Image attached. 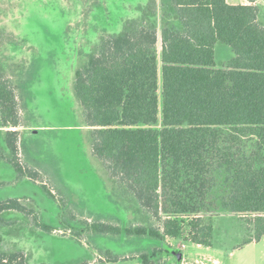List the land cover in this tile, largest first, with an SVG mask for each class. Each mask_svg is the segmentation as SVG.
Segmentation results:
<instances>
[{
	"label": "trees",
	"instance_id": "obj_1",
	"mask_svg": "<svg viewBox=\"0 0 264 264\" xmlns=\"http://www.w3.org/2000/svg\"><path fill=\"white\" fill-rule=\"evenodd\" d=\"M137 10V19L86 56L75 71L73 93L91 128V152L103 165L110 199L134 201L159 226L80 224L95 236L159 241L183 237L186 229L189 242L210 247L213 219L226 213L249 218L253 237L245 244L258 242L264 236V27L258 7L226 0H166L158 6L148 0ZM217 43L234 57L218 64ZM12 77L0 67L6 145L0 160L17 180L37 182V173L18 160L19 132L12 129L21 126L20 105ZM41 188L56 202L46 185ZM26 201H0V228L12 224L3 214L15 212L51 233ZM156 254H140L137 264H156ZM104 255L107 263L118 261ZM0 264L27 262L19 250H0Z\"/></svg>",
	"mask_w": 264,
	"mask_h": 264
},
{
	"label": "rangeland",
	"instance_id": "obj_2",
	"mask_svg": "<svg viewBox=\"0 0 264 264\" xmlns=\"http://www.w3.org/2000/svg\"><path fill=\"white\" fill-rule=\"evenodd\" d=\"M163 1L157 0L158 6ZM147 2L0 0V67L13 76L20 105L21 126L12 129L19 132L18 160L38 175L37 182L17 180L14 169L0 160V201L26 198L38 219L53 228L45 233L22 214H3L12 224L0 228L1 251L19 250L27 264H137L140 254L153 250L156 264H264V236L245 244L253 237L247 217H214L210 247L189 242L186 229L183 237L159 241L124 234L95 236L80 224L159 226L134 201L110 199L103 165L91 152V128L73 93L75 71L86 56L102 38L120 33L124 23L137 19V7ZM257 7L264 26V0ZM160 48L159 41L158 52ZM214 50L218 64L234 57L221 43ZM0 146L6 150L2 128ZM41 185L52 191L56 202ZM80 230L84 232L77 235ZM106 252L118 261L107 263Z\"/></svg>",
	"mask_w": 264,
	"mask_h": 264
},
{
	"label": "crops",
	"instance_id": "obj_3",
	"mask_svg": "<svg viewBox=\"0 0 264 264\" xmlns=\"http://www.w3.org/2000/svg\"><path fill=\"white\" fill-rule=\"evenodd\" d=\"M226 1L230 5H256V6H258V3L260 2V0H226ZM257 21H258V23H260L259 22V15L257 17Z\"/></svg>",
	"mask_w": 264,
	"mask_h": 264
}]
</instances>
